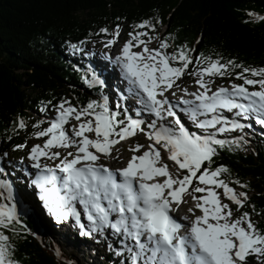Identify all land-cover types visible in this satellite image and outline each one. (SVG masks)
<instances>
[{
	"label": "snow or ice",
	"instance_id": "obj_1",
	"mask_svg": "<svg viewBox=\"0 0 264 264\" xmlns=\"http://www.w3.org/2000/svg\"><path fill=\"white\" fill-rule=\"evenodd\" d=\"M135 27L114 59L141 106L137 115L147 112L155 119H134L127 109L120 118L107 97L79 108L67 101L53 105L54 119L35 133L45 138L43 143L32 145L28 152L32 167L38 169L32 183L43 208L54 221L73 220L86 235L104 236L110 230L122 244L117 255L128 253L121 264H264V231L256 227L249 212L242 211L247 193L237 192L220 178L229 172L227 166L213 167L218 149L231 150L244 140L243 136L217 138L218 134L243 132L251 126L241 120L254 118L264 126V67L192 56L195 49L172 46L164 37H157L158 47H149L152 37L141 29L155 31V25L143 20ZM100 32L107 34L108 29ZM120 35L117 24L105 47L113 46ZM71 47L79 51L76 45ZM170 47L172 52L167 51ZM186 72L195 77L198 87L193 92L182 90L190 98L180 99L184 106L180 111L202 130L200 134L185 126L170 99ZM215 77L242 82L228 79L213 90ZM86 82L90 87L98 83L95 78ZM249 86L258 87L250 90ZM165 117L172 122L166 123ZM72 120L76 123L71 124ZM18 126L26 127L23 120ZM137 132L150 142L127 149L133 155L125 166L113 169L103 163L102 157L122 159L116 146ZM56 149L69 150L62 154ZM41 157L58 163L42 165ZM233 183L247 187L239 180ZM0 189V200L7 201L0 202V264H19L5 230L16 233V225L24 226L17 203L12 202V185L0 180Z\"/></svg>",
	"mask_w": 264,
	"mask_h": 264
},
{
	"label": "trees",
	"instance_id": "obj_2",
	"mask_svg": "<svg viewBox=\"0 0 264 264\" xmlns=\"http://www.w3.org/2000/svg\"><path fill=\"white\" fill-rule=\"evenodd\" d=\"M262 17L264 0H0V156H13L22 149L16 145L26 146L36 138L35 133L48 126L42 119L55 115L53 105L67 101L79 108L90 100L102 101L107 97L101 86L90 87L86 81L95 78L90 68L91 54L113 38L117 24L120 33L127 34L136 31L135 26L141 21L151 20L155 31H141H148L156 47L157 37H164L172 46L195 49L192 56L202 54L221 62L233 60L244 67L259 68L264 67ZM101 28H107L108 33H101ZM173 50L174 47L167 49ZM194 67L195 62L190 69ZM183 78L197 87L194 76L186 72ZM215 79L219 80L216 86L226 85L228 79L242 82L234 77ZM110 107L123 118L120 106ZM21 120L25 128H19ZM254 127L243 136L239 147L233 144L231 150L227 146L218 149L220 155L214 157L213 167L227 166L229 172L220 178L236 191L247 193L249 199L242 211L249 212L256 227L264 231V126ZM238 136L241 135L229 131L217 138L232 140ZM10 164L14 167L16 163ZM11 176L20 188L18 179ZM236 180L247 187L240 188L233 183ZM17 201L14 198L12 202L17 203L24 227L16 225V233L5 232L15 249L13 258L19 264L86 261V257L79 259L77 253L62 249L64 242L60 246L55 239L59 233L40 224L36 208L19 206ZM231 207L235 211L236 206ZM66 240L79 251V239L74 234ZM125 259L116 250H110L87 264H121Z\"/></svg>",
	"mask_w": 264,
	"mask_h": 264
},
{
	"label": "rangeland",
	"instance_id": "obj_3",
	"mask_svg": "<svg viewBox=\"0 0 264 264\" xmlns=\"http://www.w3.org/2000/svg\"><path fill=\"white\" fill-rule=\"evenodd\" d=\"M127 39H129V37L126 33L121 34L120 37L116 39V42L113 45V49L116 51H119L120 47L122 46L124 41ZM149 47H156V42L151 40V42L149 43ZM105 59H107V58H105ZM112 64H114V62H112ZM96 74L98 77V79H97L98 83L101 84L102 86H105L107 83V80L105 79V76H104L105 73L103 74V71L101 69H98L96 71ZM216 82H219V80L215 79L214 83L211 85L213 90L216 87V84H217ZM177 83L179 84V87L174 89L175 93H178L179 92L178 90H180L181 88H187L188 92L189 91L193 92V91H196V89H197V87H193L190 85L189 82L185 81L183 79V77H182V80L177 81ZM220 86H223V85H220ZM106 87L107 86H105V88ZM108 91H111V90H108ZM165 94L167 95L168 93H165ZM117 103L121 104L123 107H127L126 106L127 104L121 100L120 96H118ZM129 110H130V108H129ZM130 113L135 115V117L132 116L134 119H141L145 122L148 121L147 120L148 117H145L143 115L138 116L136 112L130 111ZM54 116L55 115H47L42 120L49 126L50 121L52 119H54ZM152 119H154V118H152ZM246 121L251 122V119L246 120ZM70 123L75 124L76 121L72 120ZM158 123H159V121H158ZM66 127H69V126L66 125ZM239 133L241 136L247 135V133H245L244 131L239 132ZM89 135L92 136V138H94L93 134H89ZM44 139H45L44 137L33 138L28 142V144L24 148L16 150V152L14 153L13 156H6V158L16 161V163H18V165H20V167H24L28 170L33 171V169H36V168L32 167L33 161H31L29 159L28 152H29L32 145L42 144ZM149 142L150 141H148L146 139V136L144 133L137 132L136 136H134L128 140L121 141L120 144L116 146V148L119 150V152L122 153V156H123L122 159L117 161V160H113V159L108 158V157H102V160L108 166H125L127 160L130 159L131 156L133 155V153L127 151V149H129L130 147H133L136 143L147 145ZM56 150H58V149H56ZM68 150L69 149H61V153L65 154ZM71 150L74 151V149H71ZM164 155L165 154L162 153V156H164ZM7 159H3V162L7 163ZM40 162L42 165L47 164L49 167H53L55 163H58V161L48 160L45 157H41ZM165 162L168 163L170 170H174L173 162L168 161L166 159V156H165ZM221 192H222V190H221ZM237 192H239V191H237ZM189 203H191V201H189ZM233 205L234 204H230V206H233ZM37 211H38V216L40 219V224L43 227H45V226L51 227V229H53L56 233H59V237L57 236V238H55V239H56V242H58V244L64 242L63 245L59 244L60 246L62 245V247H63V248L61 247L62 249H64L67 253H71V252L72 253L74 252V254L77 253L79 259H81L82 256L87 258L86 261L85 262L83 261L82 264H87L88 262L90 263L91 259L92 260L94 258L97 259V257L99 255H103V256L107 255L111 249H114V247H112V246H111V248L109 247V245H111L110 241H108V242L101 241L99 235L95 236L94 234H92V235L84 234L81 231V229L77 225H75V222H71V221L63 222L62 220L57 222V221H54L49 215H47L45 210H42L41 208L39 210V208H38ZM197 214H199V213L197 212ZM72 234H74L75 239H77V240L79 239V241H78V243H79L78 246L80 247L79 251L77 249H72L70 247L69 243L66 242L67 236L72 235ZM80 244H84V246H81ZM99 261L103 263L102 259H99ZM77 264H81V263H77Z\"/></svg>",
	"mask_w": 264,
	"mask_h": 264
},
{
	"label": "bare ground",
	"instance_id": "obj_4",
	"mask_svg": "<svg viewBox=\"0 0 264 264\" xmlns=\"http://www.w3.org/2000/svg\"><path fill=\"white\" fill-rule=\"evenodd\" d=\"M106 72H108V71H106ZM104 74V73H103ZM105 75H106V73H105ZM122 78V77H121ZM121 82H123V81H121ZM122 87H125V86H122ZM122 93L125 95V96H127L128 98H132V99H134V102H136V97L135 96H133L132 94H130V92H129V89H126V88H124L123 90H122ZM122 94V95H123ZM139 106V105H138ZM141 107V106H140ZM253 119H251V121H252ZM8 169V168H7ZM218 191H220L221 192V190H218Z\"/></svg>",
	"mask_w": 264,
	"mask_h": 264
},
{
	"label": "water",
	"instance_id": "obj_5",
	"mask_svg": "<svg viewBox=\"0 0 264 264\" xmlns=\"http://www.w3.org/2000/svg\"><path fill=\"white\" fill-rule=\"evenodd\" d=\"M20 226V225H19Z\"/></svg>",
	"mask_w": 264,
	"mask_h": 264
}]
</instances>
